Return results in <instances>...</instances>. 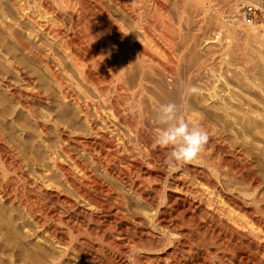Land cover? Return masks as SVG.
<instances>
[{
	"label": "bare ground",
	"instance_id": "6f19581e",
	"mask_svg": "<svg viewBox=\"0 0 264 264\" xmlns=\"http://www.w3.org/2000/svg\"><path fill=\"white\" fill-rule=\"evenodd\" d=\"M37 1L54 46L0 0V264H264V121L238 99L247 87L264 103L245 43L260 33L234 28L239 0L206 45L207 0ZM167 102L207 131L194 160L218 154L215 180L166 166L154 118Z\"/></svg>",
	"mask_w": 264,
	"mask_h": 264
},
{
	"label": "rangeland",
	"instance_id": "374dc122",
	"mask_svg": "<svg viewBox=\"0 0 264 264\" xmlns=\"http://www.w3.org/2000/svg\"><path fill=\"white\" fill-rule=\"evenodd\" d=\"M227 0H207L205 1L206 6H209L207 14H205L204 10H200V8L196 12L195 16V23H196V30L197 35L199 36V43L201 45H206L203 38V31H206V36H214L215 32L219 29V23L227 20L229 17L225 12H223V4ZM229 1V0H228ZM246 4H254V5H262L264 6V0H239L238 5V12L235 14V29L236 31L239 30H256L259 31L260 37L256 41L246 40L245 43L253 44L255 46V50L250 55L251 59L258 63L260 66L257 69V72L261 76H264V23L259 26H251L247 25L242 20V10L243 6ZM38 6L37 0H2V7L9 15L15 16L18 21L21 23V26L26 33H29L31 36H34L36 40H39L44 46L51 47L54 46L53 43L44 38L43 35L38 31L35 27L34 22V10ZM17 8H20L22 11V15L18 13ZM58 11L60 9H57ZM63 13V12H62ZM51 18L53 17L54 13L48 14ZM54 18V17H53ZM60 25H64L65 20H57ZM25 40L30 43L32 46H36L37 43L33 41L32 37H26L23 34ZM245 40V39H244ZM209 45H216L218 43H208ZM234 88V87H233ZM236 91L237 89L234 88ZM242 98L239 99L240 108L245 109L248 111L247 118H257L260 121H264V103L258 102L255 100L254 92L252 89L244 87L243 89L239 90ZM240 128V124L236 125ZM254 142L257 146L262 147V151L264 152V141L262 139H255ZM219 155L216 153H212L210 156V162H201L200 159L191 160L187 162L188 167L186 170L191 171L194 164L207 169L210 172V176L213 180H215V176L219 173L214 165L213 161L218 160ZM180 171V170H179ZM232 183V182H230ZM264 215V214H263ZM143 253H150V254H158L161 255L162 250H155L154 243H147L143 244Z\"/></svg>",
	"mask_w": 264,
	"mask_h": 264
},
{
	"label": "clouds",
	"instance_id": "9594fccd",
	"mask_svg": "<svg viewBox=\"0 0 264 264\" xmlns=\"http://www.w3.org/2000/svg\"><path fill=\"white\" fill-rule=\"evenodd\" d=\"M196 91L197 88L190 82L184 86L185 95ZM154 121L158 126L154 143L169 149L165 156L166 166L175 168L193 160L209 139L207 131L201 125L185 119L181 106L175 102L160 104Z\"/></svg>",
	"mask_w": 264,
	"mask_h": 264
},
{
	"label": "built area",
	"instance_id": "2783aa9c",
	"mask_svg": "<svg viewBox=\"0 0 264 264\" xmlns=\"http://www.w3.org/2000/svg\"><path fill=\"white\" fill-rule=\"evenodd\" d=\"M243 22L251 26H259L264 23V6L246 4L242 10Z\"/></svg>",
	"mask_w": 264,
	"mask_h": 264
}]
</instances>
